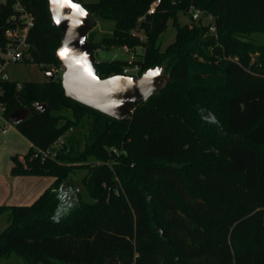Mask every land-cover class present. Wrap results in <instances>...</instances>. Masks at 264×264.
<instances>
[{"label": "trees", "instance_id": "obj_1", "mask_svg": "<svg viewBox=\"0 0 264 264\" xmlns=\"http://www.w3.org/2000/svg\"><path fill=\"white\" fill-rule=\"evenodd\" d=\"M153 1L82 2L114 22L99 46L143 48L132 61H95L98 75L163 65L170 76L123 120L67 98L59 75L20 89L2 82L7 112L28 109L14 126L33 146V165L54 180L30 205H0L10 219L0 258L14 251L29 264H264V44L240 37L264 32V0H161L146 14ZM20 2L34 18L25 62L59 65L61 32L47 0ZM13 3L0 2V50ZM192 9L212 23L179 25L177 13ZM169 20L175 38L160 50ZM137 25L144 40L132 34ZM74 126L84 148L55 149ZM48 149L56 155L42 157ZM89 157L100 164L83 165ZM74 168L89 169L82 182L91 201L63 191Z\"/></svg>", "mask_w": 264, "mask_h": 264}, {"label": "water", "instance_id": "obj_2", "mask_svg": "<svg viewBox=\"0 0 264 264\" xmlns=\"http://www.w3.org/2000/svg\"><path fill=\"white\" fill-rule=\"evenodd\" d=\"M47 8L52 24L61 32L55 57L64 68L60 82L67 98L123 120L137 105L165 88L170 76L163 65L149 67L137 76L98 75L94 67V53L99 45L91 43L87 38L88 32L95 25L94 15L80 0H47ZM81 12L84 14L81 15ZM65 50L66 54L61 55ZM41 69L47 80L54 79V74L47 71L46 66ZM34 107L42 112L46 105L37 103ZM27 114V108H17L7 118L16 125Z\"/></svg>", "mask_w": 264, "mask_h": 264}, {"label": "rangeland", "instance_id": "obj_3", "mask_svg": "<svg viewBox=\"0 0 264 264\" xmlns=\"http://www.w3.org/2000/svg\"><path fill=\"white\" fill-rule=\"evenodd\" d=\"M81 2H94L96 0H80ZM194 10H189L187 12L179 11L177 13V21L179 25H183L186 23H189L192 21V13ZM195 22H199L202 24L205 23H212V19L208 18L206 16H201L199 14V19L193 20ZM140 22V20H139ZM114 28V22L111 20H104L100 18H95V25L94 27L88 32V36L93 44H101L103 43L102 38L104 35H108L113 31ZM134 32L140 37V39L144 40L146 38L144 30L137 25ZM176 29L172 25V21L169 20L167 23L166 29L160 34L157 45L160 50H163L168 44H170L174 38H175ZM243 39L248 40L249 42L256 44V45H262L264 44V32H257V33H246L242 36ZM143 48L141 46L135 47L130 52H124L121 48V46L111 47V48H103L99 46V48L96 49L94 53V57L96 61H110L115 59H129L131 54H133V58L136 59L139 57V55L142 53ZM42 66H39L36 63L32 62H17V63H9L5 66V74L11 81H16L19 83L25 82V81H33V82H42L44 80H47V77L45 75V72L41 69ZM129 69L128 74L137 76L138 72L133 67H126ZM61 77V75H59ZM81 130L78 126H74L72 130L66 132L56 143V147H60L62 145L69 146L71 151H73L75 148H78L79 150H82L84 148L85 144V137L81 136ZM74 137V139H72ZM29 148V143L24 135H22L14 125L8 127V131L5 135H2L0 137V191L3 192V196L8 194V188L9 183H7L6 176L8 169L10 167V161L13 157H17L21 153H26V151ZM189 149V145L187 143L182 144V152L185 155L186 152ZM94 165V164H100L99 160H96L92 157H89L86 161L83 162V165ZM81 165V164H80ZM89 175V169L88 168H74L71 172L68 173L66 177V183L70 182L72 186L64 185L62 187L63 191L69 192V190L77 189L81 192L82 196L86 199L91 201V198L87 194L84 185H83V178ZM31 181L24 185H20V188L18 189L16 187L15 195L17 197H23V191H29V187H33L34 185L36 187V184H42L46 181H49L48 179L43 178H32ZM117 182L120 184L119 179ZM47 183V182H46ZM49 183V182H48ZM47 183V184H48ZM50 185V183L47 185V187ZM46 187V188H47ZM45 188V189H46ZM44 189V190H45ZM29 193V192H28ZM72 193V192H70ZM29 196L26 195L24 198H27ZM3 198V197H2ZM38 198V197H37ZM36 198V199H37ZM71 201L74 200L73 193L70 195ZM35 200L29 201L27 199L25 202H31L26 203L22 205H30ZM2 202V201H1ZM10 223L8 211H0V232L8 226ZM0 264H29V261L17 254L14 251H10L4 256L0 258Z\"/></svg>", "mask_w": 264, "mask_h": 264}, {"label": "built area", "instance_id": "obj_4", "mask_svg": "<svg viewBox=\"0 0 264 264\" xmlns=\"http://www.w3.org/2000/svg\"><path fill=\"white\" fill-rule=\"evenodd\" d=\"M7 0H0V2H4ZM14 3L12 8L14 10L13 14L8 19L10 25L5 29L4 36L6 38V44L2 50H0V137L5 135L8 131V127L13 124L8 120V112L6 110L5 104L2 102V97L4 95V88L2 86V82L5 80H10L5 74V66L9 63H17V62H25L29 58V42H28V34L33 26L34 18L33 15L26 10V8L21 4L20 0H13ZM161 0H154L148 7L146 14H152L155 11V8L160 3ZM199 14L201 16H206L208 18L212 17L201 10H195L192 13V19H199ZM141 20V18H140ZM208 24V23H205ZM210 29L213 31L214 27L211 26ZM135 28L132 30V34L138 36L134 32ZM124 52H130L132 48H129L127 45L121 46ZM133 54L130 56V61H132ZM234 60H237L235 57ZM134 69L138 70V66H134ZM63 66H50L47 71H50L56 75H61L63 72ZM129 69L124 68L123 72L128 74ZM22 87L21 83H17V89ZM56 146V145H55ZM42 157H54L56 152L54 149H48L46 151H40Z\"/></svg>", "mask_w": 264, "mask_h": 264}, {"label": "crops", "instance_id": "obj_5", "mask_svg": "<svg viewBox=\"0 0 264 264\" xmlns=\"http://www.w3.org/2000/svg\"><path fill=\"white\" fill-rule=\"evenodd\" d=\"M27 139V138H26ZM28 141V140H27ZM29 148L26 153H21L17 157H13L10 161V167L7 172L6 180L9 183L8 194L3 196V192L0 191V205H22L31 202H25L27 199L29 201L36 200V198L44 191L47 185L53 182L54 174L47 171L44 168H36L32 163L33 146L28 141ZM32 178H43L48 179L42 184H36V187H29V191H23V197H17L15 195L16 187L19 189L21 185L28 182L27 180H32ZM1 180V179H0ZM29 192V193H28ZM29 196L24 198L26 195ZM3 197V198H2ZM2 201V202H1Z\"/></svg>", "mask_w": 264, "mask_h": 264}, {"label": "snow or ice", "instance_id": "obj_6", "mask_svg": "<svg viewBox=\"0 0 264 264\" xmlns=\"http://www.w3.org/2000/svg\"><path fill=\"white\" fill-rule=\"evenodd\" d=\"M73 7H76L75 5H72ZM81 14L83 15L84 13L83 12H81ZM66 52H67V50H65L64 52H62L61 53V55H65L66 54ZM150 75H153V76H155V75H157V73H151Z\"/></svg>", "mask_w": 264, "mask_h": 264}, {"label": "clouds", "instance_id": "obj_7", "mask_svg": "<svg viewBox=\"0 0 264 264\" xmlns=\"http://www.w3.org/2000/svg\"><path fill=\"white\" fill-rule=\"evenodd\" d=\"M82 15V14H81Z\"/></svg>", "mask_w": 264, "mask_h": 264}]
</instances>
